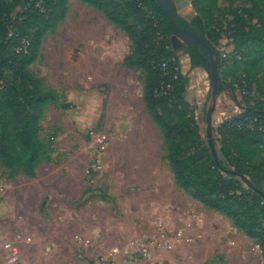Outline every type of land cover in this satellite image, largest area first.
Masks as SVG:
<instances>
[{
  "label": "rangeland",
  "instance_id": "rangeland-1",
  "mask_svg": "<svg viewBox=\"0 0 264 264\" xmlns=\"http://www.w3.org/2000/svg\"><path fill=\"white\" fill-rule=\"evenodd\" d=\"M185 2L191 11L185 13L187 19L204 9L209 23H233L232 9L248 1L235 0L232 7L225 0L214 6L203 0ZM67 6L56 30L43 36L39 55L29 66L35 77L46 78L48 88L60 89L41 121L46 152L36 176L22 169L13 172L0 161V241L21 235V264H104L97 257L113 247L122 253L110 264H148L131 260V244L155 234L170 238L173 245L157 264H264V252L250 242L225 243L235 238L229 224L195 200L191 190L177 185L163 132L144 109L141 81L118 74L111 84L93 79L92 52L82 51L79 44L91 42L102 29L100 41L112 42L118 54L120 32L103 29L102 11L95 6L82 0H67ZM242 70L240 63L236 75ZM238 93L242 108L253 104V98L264 93L263 72L253 78L249 98ZM210 106L211 101L196 113L205 140ZM220 125L214 127L218 151ZM99 135L109 139L101 154L104 168L88 174L91 143ZM78 236L90 241L88 251L80 248ZM5 258L0 255V264Z\"/></svg>",
  "mask_w": 264,
  "mask_h": 264
},
{
  "label": "trees",
  "instance_id": "trees-1",
  "mask_svg": "<svg viewBox=\"0 0 264 264\" xmlns=\"http://www.w3.org/2000/svg\"><path fill=\"white\" fill-rule=\"evenodd\" d=\"M82 1L101 10L131 40L125 65L146 73L144 100L163 132L166 158L177 185L229 218L264 252V93L219 126V166L202 135L195 108L186 98L188 77L182 70L176 75L162 74V61H169L171 71L172 59L180 61L172 47L174 30L159 0ZM203 1L210 6L217 3ZM225 1L230 7L235 2ZM247 1V5L232 9L233 23L223 19L209 23L204 9H199L189 25L180 22L192 27L213 48L223 37L231 38L235 49L219 92L226 88L245 91L244 98H249L253 78L264 74V0ZM67 7V0H0V161L13 172L22 169L31 178L46 152L41 121L46 106L58 99V93L35 77L29 66L39 55L43 36L56 30ZM189 52L194 67L210 70L205 50L202 55L193 45ZM217 54L220 72L223 63ZM240 63L243 70L236 75ZM166 81L172 84L171 92L161 95L160 87ZM241 176L257 190L246 187Z\"/></svg>",
  "mask_w": 264,
  "mask_h": 264
},
{
  "label": "crops",
  "instance_id": "crops-1",
  "mask_svg": "<svg viewBox=\"0 0 264 264\" xmlns=\"http://www.w3.org/2000/svg\"><path fill=\"white\" fill-rule=\"evenodd\" d=\"M181 3V7L184 8L186 5ZM99 19L103 25V29L107 30L108 34L114 33L117 35V30L120 32L119 37L122 40V51L118 54L113 50L112 42H102L100 41V36L102 37V32L100 29L99 33L93 38L91 42H83L79 44V48L82 51L91 50V64L93 79L97 82L103 81L109 84L115 81V76H126L131 82L141 81L142 87V102L144 104V109L146 108V103L144 100V88H145V75L137 67H128L125 65V58L131 53L132 42L128 35L123 32L115 24L107 18V16L101 12ZM105 32V30H104ZM217 51L221 55V61L223 63L220 69V77L223 81L229 65L231 64L229 58L232 56L235 46L227 37H223L220 43L216 47ZM177 56L179 58L181 69L184 75L188 77V83L186 87V98L190 101L197 114H201L208 102L211 101L212 95V75L211 70L205 67L197 66L194 67L191 61L190 52L186 49H180L177 51ZM225 61V62H223ZM143 76V79H142ZM45 78V77H44ZM45 84H47L46 78L44 79ZM51 85V84H50ZM52 88L57 90V87L51 85ZM57 90V93H59ZM240 94L238 91H234L232 88H226L218 93L215 109L212 114V124L213 127L220 125L230 116L239 114L243 111L241 104L239 102ZM42 139V137H41ZM205 206V205H204ZM220 214V213H219ZM198 215V214H197ZM196 215V216H197ZM203 213H199L202 216ZM221 220L229 224V231L231 235L235 238L228 237L225 243L237 244L239 241L246 243H251L256 249L261 252L260 247L247 235L241 233V231L234 226L233 222L226 216L220 214ZM216 228H219L216 226Z\"/></svg>",
  "mask_w": 264,
  "mask_h": 264
},
{
  "label": "built area",
  "instance_id": "built-area-1",
  "mask_svg": "<svg viewBox=\"0 0 264 264\" xmlns=\"http://www.w3.org/2000/svg\"><path fill=\"white\" fill-rule=\"evenodd\" d=\"M224 28L227 30L228 26L225 25ZM227 35H230V32L227 31ZM169 61H162L160 64V68L163 76H167L169 74L179 72L181 69V65L177 63L175 58L172 59V63L174 64L173 70H170ZM172 84L169 81L163 82L159 93L161 95H168L171 92ZM246 93L245 91H243ZM243 92H240L243 94ZM107 136L99 135L94 141L91 143V147L93 148V158L87 169V173L98 172L104 168V163L102 159V152L107 149L108 145ZM21 240V235L18 234L16 240L6 239L0 241V255L6 257L5 261H2L1 264H21L20 262V249L18 246V242ZM77 243L81 249L88 251L91 247V243L89 240L83 238L82 236L77 237ZM132 249L130 251V258L134 261H144L148 264H157L159 257L165 251L172 249V241L170 238L164 235H145L139 238H136L132 244ZM122 253V249L120 247H113L106 251V253H101L97 259L99 262L104 264H110L111 262L116 260V257Z\"/></svg>",
  "mask_w": 264,
  "mask_h": 264
},
{
  "label": "water",
  "instance_id": "water-1",
  "mask_svg": "<svg viewBox=\"0 0 264 264\" xmlns=\"http://www.w3.org/2000/svg\"><path fill=\"white\" fill-rule=\"evenodd\" d=\"M163 6L165 12L168 15L171 26L174 30L172 36V47L175 51L180 49L190 50L193 45H196L200 48V52L203 55L204 50L207 52L208 57L206 58L207 62L210 65L211 75H212V95H211V106L207 114V123H208V132H207V142L209 144L210 150L215 157L216 163L221 166L218 149L216 144V137L214 133V127L212 124V114L215 109L217 96L219 93V87L222 83V79L219 74V57L217 54V49L209 45L201 36L195 33L192 27H183L180 22L185 25H189L191 20L194 18L187 19L184 15L187 12H191L187 2L182 0H159ZM186 5L184 8L181 7V3ZM180 4V7L178 5ZM245 182L253 189L257 188L247 179L241 176Z\"/></svg>",
  "mask_w": 264,
  "mask_h": 264
},
{
  "label": "flooded vegetation",
  "instance_id": "flooded-vegetation-1",
  "mask_svg": "<svg viewBox=\"0 0 264 264\" xmlns=\"http://www.w3.org/2000/svg\"><path fill=\"white\" fill-rule=\"evenodd\" d=\"M184 24V23H183Z\"/></svg>",
  "mask_w": 264,
  "mask_h": 264
}]
</instances>
